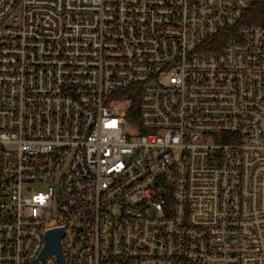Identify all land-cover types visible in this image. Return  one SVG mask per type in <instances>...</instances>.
Masks as SVG:
<instances>
[{"label": "built area", "instance_id": "2783aa9c", "mask_svg": "<svg viewBox=\"0 0 264 264\" xmlns=\"http://www.w3.org/2000/svg\"><path fill=\"white\" fill-rule=\"evenodd\" d=\"M264 264V0H0V264Z\"/></svg>", "mask_w": 264, "mask_h": 264}, {"label": "water", "instance_id": "95a60500", "mask_svg": "<svg viewBox=\"0 0 264 264\" xmlns=\"http://www.w3.org/2000/svg\"><path fill=\"white\" fill-rule=\"evenodd\" d=\"M62 238V230H55L51 231L46 236V247L43 252V255H56L61 264L64 263L63 254H62V247L60 244V240Z\"/></svg>", "mask_w": 264, "mask_h": 264}]
</instances>
